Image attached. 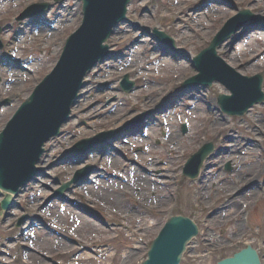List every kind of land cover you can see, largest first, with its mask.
<instances>
[{
  "label": "rangeland",
  "instance_id": "obj_1",
  "mask_svg": "<svg viewBox=\"0 0 264 264\" xmlns=\"http://www.w3.org/2000/svg\"><path fill=\"white\" fill-rule=\"evenodd\" d=\"M42 2L51 3L54 0H0V27L13 23L12 31L2 33V41L6 44L5 51L22 55L26 66L24 72L10 73L0 67V99L10 97L13 101L10 107L0 110V130L29 95L34 85V82L28 83L30 76L35 74L41 80L53 70L67 37L81 24L79 0H65L56 5L48 15L50 20L41 25L29 20L18 25L14 21L26 8ZM211 2L203 10H199L200 4H203L201 0H132L127 14L133 23L121 25L108 42L111 51L119 52L117 55L123 50L126 51L125 58L107 61L89 75L83 98L72 111L75 119L64 127L65 135L62 138L45 146L48 151L45 165L57 159L60 164L39 178L38 184L33 186L32 196L48 194L45 186L51 185L50 176L60 174L66 180L68 174L79 168L64 161L69 157L59 158L66 153L67 148L102 131L120 132L130 118L153 109L164 100L165 103L158 109L160 113L156 115L155 123L149 124L150 127L144 131V135H141L140 130L137 134L122 136L115 144L116 147L108 150L110 152L105 153L101 161V166L108 171H119L122 167L130 170L129 172L136 170L142 176L144 186L150 190L137 192L145 202L156 203L162 211L157 216L153 208H146L148 218L139 236L147 239L150 244L170 215H189L198 222L200 236L188 250L183 264H216L248 242H252L261 251L264 259V106H256L244 118L229 117L220 121L217 117L223 124L221 132L213 130L209 114L205 111L206 104L202 103L214 100L216 103L218 95L224 93L218 84L208 89V96L204 95L203 98L202 95L199 96L201 92L194 89L179 105L171 108L174 97L167 99L165 95H172L175 90L170 89L195 75V72L182 58L179 60L178 56L166 57L164 53L154 51L155 45L148 33L149 28L158 26L174 37L179 48H184L196 56L208 48L223 25L237 15L234 7L238 6L241 10L251 7L249 9L254 10L264 24V0ZM230 45L231 42L227 41L219 50V55L227 64L233 66L242 78H252L259 74L264 78V30H255L249 34L236 44L232 52L228 49ZM127 72L132 74L131 79L136 81L137 88L140 87L129 95L119 92L120 79ZM32 80L35 81L33 78ZM8 82H13V85H6ZM195 97L200 100H191ZM194 105L199 113L191 111ZM197 114L200 118L199 124L190 117ZM175 120L180 121V124H188V133L182 135L179 124L178 127H167V133L163 136L159 129ZM243 120L245 121L239 122ZM169 134L171 138L168 139ZM205 138L215 144V149L222 156L213 162L210 166L212 169L201 183L190 186L188 181H182L183 167L187 158ZM122 155L137 161L139 168L132 167L131 164L124 167ZM70 159L76 161L78 158ZM99 161L100 156L95 155L89 157L87 163L97 166ZM154 162L157 164H153ZM228 164H231V171L227 173L225 168ZM151 183L156 184L154 190L149 187ZM200 188L205 193V201L201 202L199 208H194L190 203V196L197 194L200 198ZM240 189L246 192L244 197L239 195L240 192L235 193ZM102 192H106L103 187L93 188L89 197L77 189L74 195L83 194L89 201L97 202L100 206L108 204L117 209L121 207L120 196L113 197L119 204L116 207L113 202H106L111 198L110 195L107 199L101 197ZM232 197L236 198L229 203ZM24 199L20 198V203L25 204ZM125 200L130 201L126 198ZM241 202L248 204L245 212L240 208ZM53 204L54 202L51 205ZM220 204H224L220 209L221 214L214 218L209 217V208L219 207ZM12 213L7 222L8 226L2 225L0 218V244L5 243L15 230L19 210ZM70 214L74 215L70 212L67 216ZM141 214L142 211H138L137 216L141 217ZM118 219L119 216L116 218L117 222ZM90 220L93 223L89 224L85 218L79 216L71 229L92 243H105L116 237L115 230H106L100 234L96 226L98 222ZM117 233L120 241L115 247L119 251L115 250L109 255L114 260L113 264L142 262L146 250L141 246L135 247V251L132 250L136 241L130 236H122L120 231ZM38 248L36 249L39 253L26 252V256L37 264H48L40 253L50 254L49 246H41L43 251ZM0 250L12 255L17 253L13 246H0ZM90 255L78 257L77 260L72 257L67 259L71 264H106V261L90 260ZM4 261L18 264V258L11 262L10 258L0 256V262Z\"/></svg>",
  "mask_w": 264,
  "mask_h": 264
},
{
  "label": "water",
  "instance_id": "obj_2",
  "mask_svg": "<svg viewBox=\"0 0 264 264\" xmlns=\"http://www.w3.org/2000/svg\"><path fill=\"white\" fill-rule=\"evenodd\" d=\"M105 3V0H97L98 5ZM105 11V9H104ZM112 18L108 19V23H112ZM87 23L81 29V34L83 30L87 29L90 25V19L86 18ZM256 21L255 18H252ZM89 31L88 29L84 32ZM219 39V37L217 38ZM86 43L90 46V41ZM75 44V43H74ZM216 47L215 42L209 48L208 51L203 52L196 60L199 64L205 57L209 56L213 60V64L210 70V75L213 79L223 80L226 69L224 66H219L220 61L216 60ZM73 55L68 57V60H64L62 68H67L68 71H74L73 77L76 78L78 75V70H80L82 53L76 54L71 51ZM61 73L58 71L52 77L51 80L55 81ZM228 86L230 91L235 94L234 98L237 97L238 93L236 87L232 86L228 81H222ZM66 75H61V80L59 84L63 89H67L66 85ZM257 95L249 99L244 109L240 114H243L250 106L255 103L263 102L264 96L261 93V87L256 88ZM222 108H225L224 97L219 99ZM54 113L48 110H43L39 116L40 120L52 119ZM34 125L32 129L20 119L13 121L6 133L0 137V187L3 189L9 188L13 183H15L18 175L25 169V167L31 162L34 154V146L36 145V140L34 139L33 133H39L40 127L38 125L37 119H33ZM7 138L5 141L4 139ZM9 204V200L4 203V207ZM198 233L196 226L186 218H175L172 219L168 225L162 231L160 237L153 243L151 251L149 252V259L143 264H179L182 258V254L185 251L186 245ZM221 264H260L258 261L257 253L249 248L248 250L238 254L233 259L226 260Z\"/></svg>",
  "mask_w": 264,
  "mask_h": 264
}]
</instances>
